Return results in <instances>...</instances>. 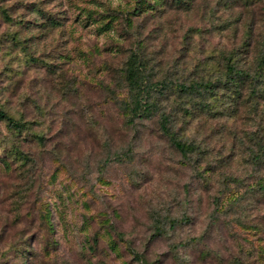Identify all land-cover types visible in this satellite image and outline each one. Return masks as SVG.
Returning a JSON list of instances; mask_svg holds the SVG:
<instances>
[{
  "label": "rangeland",
  "instance_id": "1",
  "mask_svg": "<svg viewBox=\"0 0 264 264\" xmlns=\"http://www.w3.org/2000/svg\"><path fill=\"white\" fill-rule=\"evenodd\" d=\"M0 108V264H264V0H0Z\"/></svg>",
  "mask_w": 264,
  "mask_h": 264
},
{
  "label": "trees",
  "instance_id": "2",
  "mask_svg": "<svg viewBox=\"0 0 264 264\" xmlns=\"http://www.w3.org/2000/svg\"><path fill=\"white\" fill-rule=\"evenodd\" d=\"M228 71L232 74L235 73H243L242 71H236L235 67L232 65H228ZM126 74H127V81L130 89L135 93L136 100L135 105L133 107V113L135 115H139L142 112H145V109L148 110L149 100V91L147 88L146 83L144 82V73H143V62L140 60L138 55L136 53H133L130 58L127 61L126 65ZM182 89L186 90L190 93L199 92L201 90V83H191L189 85L181 84ZM0 120H6L7 123L14 127V128H25L27 127L25 122H22L20 120H16L14 117L6 113L3 109L0 108ZM168 118L163 116L161 121L162 129L166 134L169 135L170 139L174 143V145L183 153L188 154L191 152L194 148L193 144L183 142L179 139H177L174 136V133L169 129L168 127ZM261 154H264V149H261V151L257 152L256 155L260 156Z\"/></svg>",
  "mask_w": 264,
  "mask_h": 264
}]
</instances>
